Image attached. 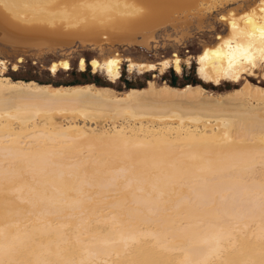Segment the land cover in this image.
<instances>
[{"label":"bare ground","instance_id":"bare-ground-1","mask_svg":"<svg viewBox=\"0 0 264 264\" xmlns=\"http://www.w3.org/2000/svg\"><path fill=\"white\" fill-rule=\"evenodd\" d=\"M191 2L6 0L9 7H0V35L22 60L29 53L42 56L45 50L65 46L71 36L99 34L100 29L118 34L139 24L148 27L146 22L160 21ZM241 17H245L242 23L230 19L225 40L264 48L258 33L255 39L249 36L253 26H264V7L259 16ZM232 21L237 30L231 28ZM58 22L82 28L64 32L55 27ZM210 48L199 54V74L215 83L241 79L239 66L229 70L226 60L210 56L201 61ZM180 61L173 56L171 62H163V68L171 64L180 73ZM86 63L82 57V69ZM91 65L94 72L102 67L112 80L120 77L118 57L104 65L93 59ZM129 65L139 71L156 68L153 62ZM60 66L71 67L68 59H60L50 69L57 71ZM148 81L147 86L130 88L118 97L109 92L112 88L94 84L56 87L0 76V260L4 264H264V132L258 136L249 131L251 137L255 135L251 139L262 140L261 147H255L253 140L235 133L241 121L235 125L236 119L224 113L229 119L220 123L227 136H221L211 123L185 116L191 123L174 106V111L166 108L162 109L166 114L158 110L156 115L177 117L179 126L159 127L146 116L153 115L155 107L161 110L159 95L174 91L175 98L190 93L199 94L200 101L213 98L203 96L199 85L167 84L162 86L165 92ZM263 90L264 86L246 82L228 92L237 98L241 95V110L249 114L245 118L256 128L260 124V129L264 128V101L258 94ZM18 97L25 101H16ZM254 99L261 100L262 106ZM78 104L116 111L122 118L127 113L136 121L98 133L49 128L47 119H52L53 110L80 109ZM10 117L19 119L25 130L12 127ZM91 138L105 149L95 151L93 143L90 148Z\"/></svg>","mask_w":264,"mask_h":264},{"label":"rangeland","instance_id":"rangeland-1","mask_svg":"<svg viewBox=\"0 0 264 264\" xmlns=\"http://www.w3.org/2000/svg\"><path fill=\"white\" fill-rule=\"evenodd\" d=\"M191 1L192 2L190 3V5L188 4L179 9L177 8L173 10L170 14H167V15H164L158 18L160 19V21H157V19H154L153 21H151V24L150 22H146V23H149L147 24L148 27L145 24L143 26L139 24V26L136 25V27L133 26L132 28H130L131 29L130 31L129 29H127V31L126 30L120 31V33L117 31L118 34L111 35L112 32L115 33V30L111 31V29H107V30L100 29L102 32H100V30L97 31L99 34L92 33V35H95V36H92L91 34L90 35L87 34L89 36H87L86 34H82L83 36L81 35L71 36L74 38H71L70 36H69L70 38L65 37V38H69V39H66V41H68L69 43L65 44V46H61V47L59 46L56 50H53V51L51 49H50L51 51L45 50L44 51L45 53L43 52L42 56H36L32 53H29L25 56H22V60H19V55L15 54L11 50V47H9L10 45H7L6 43L3 42V40H1L2 39L1 38L2 34H1L0 35V76H8L12 80H15V77H16L19 79H23L24 81L34 80L36 82L52 81V82L65 83V82H70L74 80H80L83 82L93 80L94 79L93 75L97 74L98 75L96 78L97 85L109 84L108 86L112 87V91H109V92L114 93L118 97H122V96H125L126 91L129 90L128 89L129 82L132 83L136 87H142V86H147L149 82L148 80H152L154 81L156 86L159 88V90H164L166 92V89H164V87L162 86L167 85V84L170 85V84L168 83L167 80L165 81L162 80V76L164 75L163 73L164 71H168V73L169 72L173 73V71L175 72V69L172 67L171 64L163 68V65H164L163 62H165L168 59H169V62H171L173 60V56L175 57L178 56L181 60L180 62L182 66V71L180 73L182 74L178 72L176 73H178L179 75H183L184 77L178 80V83L182 84L185 81V77L188 76L190 80L200 82L198 84H201L199 86L203 88L202 90V92H204L203 96L206 95V97L213 98V99L206 100V101H200L199 99L201 96L197 93H190L184 97L176 96L175 98L174 91L172 92L170 91L168 95H166L167 93H164L162 94L164 95L163 97L160 95L157 97L158 99L162 101V102L160 101V104H158V108L161 105V110L155 107L153 108V109H156L154 111L151 108L154 111V113H152L153 111L151 110L152 111L151 113L153 115H146V116H148V118L151 117L150 119H153V122L154 123L156 122L155 124L157 126L159 127L163 126L162 128H168L172 124H173L172 126H175V127L179 126L180 123H178L179 119L177 117H175L177 119H175L174 117L172 119L170 118V115L169 117L166 115L167 117L165 116L164 118L162 115H156V112L158 110L162 112V109H166V108L167 109L172 108L171 110L174 111V108L172 107L174 106L175 111L178 108H181L180 111H177V112H179L180 114L182 113V115H184V118H186L185 116L187 117L189 116V118L191 117L200 118L201 121L211 123V125L215 127V131L216 132L218 131L217 132L218 134L221 133L220 134L221 136L222 135L227 136V133L226 134L224 133L227 131L226 127L222 123H220L221 121L228 118L226 117L227 115V116H230V119L232 120L236 119L234 120L235 125L239 124V121L242 122V124L240 122L241 125L239 124L240 129H239V126H237L238 129L237 128L234 129L236 131L234 132L238 135H241L242 139L243 138L247 139L248 137L252 141L253 139L251 138L255 137L254 134H257L258 136L261 135L260 133L264 132L263 131L264 128L263 129L258 128L260 124L259 125L257 124L258 126L256 128V125L252 124V122H250L249 119L245 118V116H247L245 115L247 112L244 113L243 112L244 110L243 111L241 110L243 109V107L241 108V105H240V103L243 102L242 99H240L241 95H239L237 98V95L235 93H228V92L235 88H241L242 85H244V83L246 82H251L254 84H258L260 86H264V79H263L264 73L262 74L259 68V64H258L259 61H257L258 62L257 69L253 70L252 74L241 71L242 72L241 77H240L241 79L237 80L238 82L233 81L232 79H229V78L227 79L225 78V79L220 80L218 83H215L213 80L206 79L199 74L198 67H199L200 61L198 58H199V54H201V52L205 48L213 47L218 42L222 43L225 39H227V36H229L230 34V28H229L230 22L229 21L231 18H234L235 20L239 21V23H242L243 21L241 20V16L243 14L250 13L255 16H259L261 12L263 11L264 0H191ZM222 16H225L224 19H220V17ZM59 23L60 22H58V24L55 27L58 29H61L64 32L73 31V30L77 31L79 27L80 28L78 30L80 31L82 28L81 25L74 26L75 28L77 27V29L75 28L73 29L72 25H71L72 27L68 26L69 28H67L66 24L62 23L61 25ZM23 24H26V25L28 24L29 26H32V24L35 25L34 22L31 24L24 22ZM152 24H155V25H152ZM36 25H41V26L43 25L51 29H56L54 26L52 27L46 23H40V24L36 23ZM141 26L142 28H145L146 31L142 28H138ZM147 28L149 29L147 30ZM219 34L222 36V38L217 39V36ZM86 38L88 39L85 40ZM82 57H84L87 61V63L84 66V69H82L80 65V59ZM112 57H118L121 59V68H120L119 78H117L116 80H112L107 74V72L102 67L98 68L95 72L93 71V68L91 65V61L93 59L98 60V62L101 63V65H104ZM60 59L61 60L68 59L70 62L71 68L68 70H64L65 68L60 66L58 67L57 72L50 69L51 64L53 62H58ZM132 62L133 63L136 62L139 64L153 62L155 63L156 68L153 69L152 71L151 70L139 71L138 67H135L134 69L131 70L129 67L130 66L129 64ZM85 69L86 70L89 69V72L83 73V71H81ZM167 76L169 79L171 78L170 75H167ZM96 84L94 85L97 86ZM169 94H171L172 96ZM258 95H262L263 97L261 96L262 97L261 100L264 101L263 99L264 90L261 92V94H258ZM258 95H257V98L260 97ZM18 98L19 100L16 99V101H25V99H21V97H18ZM168 99H170L169 101L170 106H166L169 103ZM163 101L166 104L163 103ZM253 101H255V104L260 103V106H262L261 104H263L262 101H261L262 103L260 101H256L255 99ZM80 105L81 104L77 105L78 108L80 107V109H72V110L61 109L60 110L59 108V109L53 110L52 112L53 116L50 117L52 119L50 120L47 119V121H49V126L50 125L52 126L50 127L48 126V127L51 130L54 128L57 130L68 131L69 129L68 132L70 131L75 132V129L77 130L79 128L80 130H86L89 132L92 131V132L98 133L103 130H106V128L111 129L114 126L120 127L121 125H124V124L133 125V122L135 123L136 121L135 116L129 115L127 113H126V116L122 118V116H118L115 114L116 111L103 109V108L102 109L100 108L101 109L100 110L96 106H95L96 108L95 109L93 107H90V104H86L84 106L81 105L82 106L81 108ZM180 105L181 107H178ZM236 107H238V110L240 107L241 111L240 110L239 111L244 113V114L242 113V116H241V113H238L239 111L237 110ZM121 109L124 110L125 112L129 110L128 107H121ZM146 110L150 112L148 108H146ZM232 111L234 113H232ZM186 112L187 113L192 112V113L189 115ZM229 112L233 114V118ZM214 113L219 114V115L218 116L216 114L213 115ZM220 113H223V114H220ZM259 113H261V111H259ZM169 114H173V113H171L170 111ZM238 114L239 116L237 117ZM146 116L144 115L141 117L147 118ZM128 117L129 118L131 117V118L129 119ZM242 117H243V120H241ZM14 118L15 117H10V120L12 122L11 123L12 127H14L17 130L19 129L20 131L22 129L25 130V128L22 127V125L24 126V124L19 119H14ZM165 118H167V120ZM189 118H186V119L189 122L194 123L190 121ZM17 121L19 123H17ZM242 125H244V127ZM247 128H251V129H247ZM249 131L250 132L252 131L251 133H254L253 134L254 136L252 135L251 137V133ZM258 136L255 138L256 140L255 139L253 140L255 147H261V144H262L261 143L262 140H260ZM92 139L94 138H91L90 139L91 142H87V145H89V143L91 147L94 145L93 147L95 148L93 149L95 151L96 150L103 151L105 149V147H103L102 144L98 145V141L95 142L96 140L94 139L95 140L94 141ZM257 139H259L260 142H258ZM247 143H251V142H247ZM100 145L102 146V150L99 149L101 148ZM108 172L109 171H107V173ZM91 178L93 177H90V180L94 179V178L93 179ZM111 190H113V188H111ZM112 192H115V191H112Z\"/></svg>","mask_w":264,"mask_h":264},{"label":"snow or ice","instance_id":"snow-or-ice-1","mask_svg":"<svg viewBox=\"0 0 264 264\" xmlns=\"http://www.w3.org/2000/svg\"><path fill=\"white\" fill-rule=\"evenodd\" d=\"M0 7L7 9L9 5L6 3V0H0ZM241 18L244 19L245 17ZM220 19H224V17H220ZM247 22L252 24L250 17L247 18ZM231 28L237 30L235 21L231 22ZM257 33L259 34L260 41L264 44V26L259 28L253 26V30L249 33V36L255 39ZM257 52L259 55H257ZM210 56L215 57L217 60H226L229 70L239 66L240 71L249 74H252L253 70L257 69V61H259V68L264 73V48L254 49V45L251 42L247 45H234L231 39L225 40L216 47L205 50L201 56V61L208 59ZM233 78L238 79L239 77ZM0 264H4V262L0 260Z\"/></svg>","mask_w":264,"mask_h":264},{"label":"trees","instance_id":"trees-1","mask_svg":"<svg viewBox=\"0 0 264 264\" xmlns=\"http://www.w3.org/2000/svg\"><path fill=\"white\" fill-rule=\"evenodd\" d=\"M89 62H90V60H89ZM71 68V67H70ZM69 68V69H70ZM64 70H68V69H64ZM86 70V69H85ZM85 70H81V71H83V73H86V72H89V69H87L86 71ZM92 70V69H91ZM50 71V70H49ZM58 71V70H57ZM56 71V72H57ZM51 72V71H50ZM55 72V73H56ZM176 72V71H175ZM174 71H173V74H174V78H168V76L166 75V74H164L163 76H162V80L163 81H165V80H167L168 81V83L171 85V86H173V87H184L185 85H187V84H192V85H201V84H198V83H200V82H198V81H193V80H190V78L187 76V77H185V81L182 83V84H179L178 83V75L175 73ZM52 73V72H51ZM55 73H53V74H55ZM94 77V79L93 80H89V81H80V80H74V81H70V82H65V83H62V82H52V81H39L40 82V84H49V85H53V86H62V85H64V86H73V85H86V84H96V82H97V74H95V75H93ZM15 80H23V79H19V78H16L15 77ZM25 81H34V80H25ZM38 81V80H37ZM38 82V83H39ZM129 84V88L128 89H130V88H143V87H145V86H142V87H136V86H134L132 83H128ZM97 85V84H96ZM109 84H101V85H97V86H99V87H111V86H108ZM112 88V87H111Z\"/></svg>","mask_w":264,"mask_h":264},{"label":"crops","instance_id":"crops-1","mask_svg":"<svg viewBox=\"0 0 264 264\" xmlns=\"http://www.w3.org/2000/svg\"><path fill=\"white\" fill-rule=\"evenodd\" d=\"M175 73H176V72H175ZM163 74L170 75L171 78H174V77H175L174 74H173L172 72H169V73H168V71H164ZM176 74L178 75V80H180L181 78H184L183 75H179L178 73H176ZM180 74H182V73H180Z\"/></svg>","mask_w":264,"mask_h":264}]
</instances>
